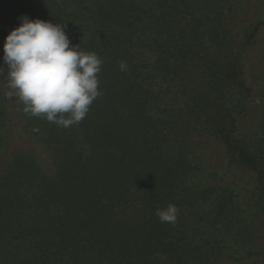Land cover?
Instances as JSON below:
<instances>
[{
    "label": "trees",
    "instance_id": "trees-1",
    "mask_svg": "<svg viewBox=\"0 0 264 264\" xmlns=\"http://www.w3.org/2000/svg\"><path fill=\"white\" fill-rule=\"evenodd\" d=\"M25 15L101 59L81 122L7 87ZM262 34L264 0H0V264H264Z\"/></svg>",
    "mask_w": 264,
    "mask_h": 264
},
{
    "label": "clouds",
    "instance_id": "clouds-1",
    "mask_svg": "<svg viewBox=\"0 0 264 264\" xmlns=\"http://www.w3.org/2000/svg\"><path fill=\"white\" fill-rule=\"evenodd\" d=\"M20 26L6 36L3 63L7 66L6 85L23 105V111L65 128L81 122L99 90L101 59L94 52L70 46L61 24L27 15ZM120 69H126L125 62ZM5 72L0 67V76ZM175 205L158 209L161 222L176 218Z\"/></svg>",
    "mask_w": 264,
    "mask_h": 264
},
{
    "label": "rangeland",
    "instance_id": "rangeland-1",
    "mask_svg": "<svg viewBox=\"0 0 264 264\" xmlns=\"http://www.w3.org/2000/svg\"><path fill=\"white\" fill-rule=\"evenodd\" d=\"M262 36L264 37V34H262ZM259 52V50L256 48V49H254L252 52H251V54H250V58H251V60H250V62L251 63H254L255 61H256V58H257V53ZM250 82L252 81V80H249Z\"/></svg>",
    "mask_w": 264,
    "mask_h": 264
}]
</instances>
